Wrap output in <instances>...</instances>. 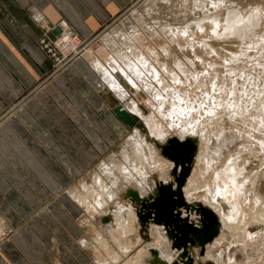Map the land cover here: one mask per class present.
Returning <instances> with one entry per match:
<instances>
[{"label": "bare ground", "instance_id": "6f19581e", "mask_svg": "<svg viewBox=\"0 0 264 264\" xmlns=\"http://www.w3.org/2000/svg\"><path fill=\"white\" fill-rule=\"evenodd\" d=\"M240 1L179 0L176 7H169V18H161L162 4L169 0H146L134 10L129 25L118 26L90 46L89 65L101 74L107 97L120 101L113 111L119 109L133 118L127 122L131 133L126 142L132 150L123 147V161L114 157L102 160L92 183L83 182L81 188L73 187L68 193L90 220L98 216L108 222L100 230L96 228L94 240L82 239V248H106L109 242L104 233L109 231L121 254L126 255L132 248L130 236L138 229L134 202L140 206L137 213L143 222L152 218L178 232L185 227L192 233L196 231L194 235L200 242L211 236L210 230L214 232L219 222L223 226L221 239L228 232L235 233L236 244L244 251L261 234L251 233L249 226H264V62H260L259 53L264 48V37L258 34L251 41L234 40L232 43L239 45L234 54L226 48L224 53L223 46L222 51L217 49L212 41L227 34V29L242 33L250 21L264 23V0H255L253 6L246 7ZM225 6L240 12L237 20L220 17V8ZM197 10L203 14L194 15L195 29L190 27L192 21L186 27L172 25L174 16L179 18L182 12L193 15ZM60 28V44L74 48L78 38L72 37L65 21ZM196 137L200 141L197 146ZM192 150L196 151L192 156L194 166L191 163L189 167ZM164 155L176 166V184L171 185V177L165 175L171 165ZM252 163L257 168L250 167ZM157 178L162 179L160 185ZM201 196L203 203L198 207L195 198ZM129 197L132 204L125 201ZM176 206L183 207L176 210ZM195 211L205 218L199 219L197 226L187 220ZM90 220L82 222L88 225ZM150 227L162 241L159 253L154 256L155 251L148 245L147 251L138 250L120 264L174 263L165 251L167 239L162 227ZM188 241L193 240L180 238L182 245ZM121 254H112L108 259L103 256L95 263L115 264Z\"/></svg>", "mask_w": 264, "mask_h": 264}, {"label": "crops", "instance_id": "0c3cea01", "mask_svg": "<svg viewBox=\"0 0 264 264\" xmlns=\"http://www.w3.org/2000/svg\"><path fill=\"white\" fill-rule=\"evenodd\" d=\"M131 1L0 0V113L48 70L38 46L45 29L65 20L88 39ZM104 93L82 58L0 123V264H92L78 241L83 211L68 192L104 149Z\"/></svg>", "mask_w": 264, "mask_h": 264}, {"label": "rangeland", "instance_id": "374dc122", "mask_svg": "<svg viewBox=\"0 0 264 264\" xmlns=\"http://www.w3.org/2000/svg\"><path fill=\"white\" fill-rule=\"evenodd\" d=\"M145 1L146 0H132L130 2V4L126 8H124V10H122V12H120L116 17L112 18V20H110L105 25H103L94 35H92L88 39H85L82 36H80L75 31V29L72 28L68 24V22H66L65 20H60L56 24L55 27L45 29L44 32L42 33V35L40 36L39 40H38V46L44 52V54L48 60V63H49V68L46 72L43 73L42 78L37 82L35 88L28 89L24 94H22L20 97H18L10 106H7L0 113V123L3 122L4 120H6L9 116L16 114L17 109L25 103L26 99L28 98V96L31 94L32 91L40 88L41 86H43L45 83H47L49 81H53L57 75H59L60 73L65 71L67 68H69V66L73 62H76L82 58L86 59L88 62V59H87L88 55L87 54H89L88 50H89L90 46L92 44L96 43L97 41L103 40V37L105 35L112 33V30L116 29L118 26H122L123 24L129 25L130 22L133 20V18L131 16L132 13L134 12L135 9L139 8V6H141ZM177 1H179V0H169L168 4L163 3L162 4L163 6L161 8L162 13L160 14V17L162 15L163 17L169 18V16H168V11H170L169 7L170 6H172V8L176 7ZM240 2H241V4H243L244 7H246V4H250L253 6L255 0H241ZM172 4H174V5H172ZM166 6H168V8ZM235 7L238 8L237 6H235ZM220 9L222 12L220 17L224 16L229 21L237 20L238 16L240 15V12H238V11L234 12V10H233L234 7H231V6L230 7L225 6L224 8L221 7ZM164 12H165V14H164ZM180 14L178 15V16H180L179 18L176 16L173 17L174 21L172 22V25L174 26V24H175V26L179 27L180 25L183 24L182 26L185 25V27H186L192 21V24H190L191 25L190 27H192V29H195V25H194L195 22L194 21L197 18L194 17V15L195 16H198L199 14L202 15L203 11L197 10L196 13L194 11L193 15H188V16L186 13L184 14V12H182ZM184 16H186V17H184ZM33 18H34V15H33ZM177 19L178 20L181 19V22L179 20V22H180L179 23ZM62 21H65L68 24L69 30L72 33V37L78 38V43L76 44V46L74 48H71V47L65 48L62 44H60L59 39L61 38L60 34L62 33L61 28H60V22H62ZM249 21H250V19H249ZM37 22H39V21H37ZM250 22L251 23L248 24V26H246V28L244 30H242V33H240V34H235V33H233V31H230V29H227V31H228L227 34H223L222 36L221 35L218 36L217 37L218 39L212 38V41L215 43V47L217 46L216 48L221 50V51L224 48L223 49L224 53L226 52V49H227V51L232 52L231 54H234V53H237V48L239 46L235 43H232L234 40H236L237 43L251 41L253 39H256L258 34H261L264 37V23L263 22L261 23V21L259 23H254L252 21H250ZM185 23H187V24H185ZM182 26H180V27H182ZM57 40H58V44L56 43ZM217 40H222L224 42L217 41ZM244 45H245V43H244ZM222 46H223V48H222ZM259 53L263 56L264 55V48L260 49ZM262 56L260 57L261 63L264 62V56L263 57ZM88 64H89V62H88ZM89 66L91 68V71L97 75L100 85L103 86V84L101 82L102 81L101 76H100L101 74H99V72H97V71H94L93 68L91 67V65H89ZM103 96L106 97V103H107L108 110L112 113V115H111L110 113L107 112L108 126L110 128H107L106 140L102 141L105 144L104 149L99 148L100 149L99 152L97 151L98 153L95 156H93L91 161H90L89 171L86 172L83 176H81L82 175V173H81L77 177V180L74 181L75 186H73V187H80L81 188V185L83 182H87L89 184L92 183L94 180L95 172L98 170V166L100 165L102 160H106L110 157H114V159H117V161L119 159L123 161L124 159H122V156H121L122 155L121 150L123 149V147L128 146L127 148L132 150V148H131L132 145L130 143L127 144L126 142H127L129 135L131 133L129 128H128L129 124H127V122L129 123L130 121H132L133 118L131 119L129 114H127L126 112H122V113L118 112L119 109L116 110V112L113 111L114 107L116 105L118 106V104L120 103V101L118 99L117 100L114 99L111 95L108 98L106 92L104 93ZM114 115H116L118 117V119ZM113 117L115 118L114 119L115 122L113 120ZM135 122H136V120H135ZM137 122L135 123L136 125H138ZM174 136L176 138L177 137L180 138L179 135L178 136L174 135ZM193 139L196 141V146H197L198 143H200L199 139L197 137L193 138ZM184 140L191 142V139H184ZM230 146L231 145H229V147ZM232 148L233 147L231 146L229 149L232 150ZM183 149H185V148H183ZM195 152L196 151L192 150L191 161H190V163L187 164V165H189V167H190L191 163H192L191 167L194 166L193 164H194L195 158L192 161V156L195 155ZM164 158L167 159L171 165V166L167 167L166 170H168V171H165L166 172L165 175L167 174V176L171 177V181H170L171 185H173V183L176 184L177 183L176 179L174 180V174H176L174 168L176 166H175L174 162L167 155H164ZM172 166H173V169H172ZM250 167L255 169V168H257V164L252 163V164H250ZM177 168H176V172H177ZM189 173H190V171H189ZM189 173L187 176H189ZM116 174H118V173H116ZM187 176L185 177V180L187 179ZM161 180L162 179L157 178L158 185H160L159 182H161ZM185 180H184V183H185ZM261 186H262L263 193H264V179L261 183ZM146 188L148 189V187H146ZM172 188H173V186H172ZM135 190L139 191L137 189V187L135 188ZM121 193H119V194H121ZM172 195L173 194L170 195L171 198H172ZM200 195H203V194L201 193ZM68 196H69V194H68ZM197 196H198V194H197ZM129 199H130V197L128 199H125V201L126 202L129 201L132 204V201H130ZM195 199H196L195 201L198 202L197 203L198 207L202 206L200 204V203H203L202 202V196L200 198H195ZM74 202L76 205H78L76 201H74ZM78 206L83 211L82 213H79V215L80 214L81 215H80V218L78 219V223L82 226V228H81L82 231L80 233L81 236H80V238H78V241L80 239V243H81V240L84 238H87L88 240H89V238L94 240L97 236L96 231L100 230L101 226L105 225L104 223H108V222H102V217H98V216H96L95 219L91 218V220H90L89 219L90 215H88L80 205H78ZM138 206L139 205H136V203L134 202L133 210H134V213L137 217L138 229H137V232H133L130 236V238H131L130 242L132 245L131 250L129 252H127L126 255L123 253L121 254L119 247L112 240V237H110V234L108 231V232L104 233V238L106 239V241L108 240L107 243L109 242L107 244L106 248H104V249L102 248V249L97 251V250H93L91 248H87V247L84 248L83 247L85 254H87V256L91 260L92 264H96L95 263L96 260L99 258H102L103 256L108 259L109 258L108 256H111L112 254L114 255L116 253L121 254V255H120L119 262H116L115 264L123 263L126 260H128L130 257H132L138 250L145 249L144 251H147L146 247L148 245H149L148 248L152 249V251H155L152 254L154 256L157 255V253H159V246L161 245L162 241L159 238H156L157 233L153 232L151 230L152 227H150V225H157V226L160 225V227H162L161 228L162 233L167 239V241L165 242V248H166L165 251L167 254H170V256H172V258H174L173 264H225V263L226 264H262L264 262V247H263L264 241L262 240L264 237V231H263L264 226L263 225H258V224L252 225L251 224L249 226V228H250L249 230L251 233L260 234V232H261V234L257 238H255V240L253 239V241H251L252 246L248 245L247 250L244 251L242 249V247L237 246L239 243L236 244L237 236L235 233L228 232V234L225 235V238H223L224 240L221 239L223 226L220 222L217 224V226H215V224H214V226H215L214 232H212L210 230L211 236L209 238L203 237L204 240H202L200 242L199 239L194 235V234H196V231H193L194 233H192V231L186 230L187 228H185V227L182 229L183 231L178 232L176 230V228H174L173 226L169 227V225H164L162 222L158 223L155 220L151 221L152 218H148V222L147 221L143 222L141 219V214L138 215V213H137L139 211V208H140V206H139V208H138ZM182 207L183 206H176V210L177 209L181 210ZM140 213H141V211H140ZM190 214L191 215L189 216V219L187 218V220L193 226L194 225L197 226L199 224V219H200V221H201V218L205 219L204 215H201L198 211L191 212ZM152 216H155L154 213L152 214ZM86 218L88 220H90V223L88 225L87 224L85 225L84 222H82ZM176 226H177V224H176ZM260 229H261V231H260ZM166 230L168 232H166ZM257 232H259V233H257ZM6 234H8V232H6L5 235ZM197 234H199V233H197ZM234 234H235V237H234ZM262 234H263V236H262ZM106 235H108V237ZM187 236H188L189 240L191 239L193 241H191V242L188 241L187 243L182 245L180 242V238L186 239ZM81 237H83V238H81ZM137 237L139 238V243H137ZM1 238L4 239L5 237H1ZM92 240H90V241H92ZM234 243L236 245H234ZM259 244H262V245H259ZM150 245H151V247H150ZM189 246L192 248L190 249ZM195 247H196V249H195ZM181 248L186 249L185 253H183ZM192 250H194V251H192ZM219 256L221 259H217V258H219ZM228 256H230V257H228ZM213 257H214V259H213ZM215 259L217 261H214ZM261 260H263V261L261 262Z\"/></svg>", "mask_w": 264, "mask_h": 264}, {"label": "built area", "instance_id": "2783aa9c", "mask_svg": "<svg viewBox=\"0 0 264 264\" xmlns=\"http://www.w3.org/2000/svg\"><path fill=\"white\" fill-rule=\"evenodd\" d=\"M61 23V22H60Z\"/></svg>", "mask_w": 264, "mask_h": 264}]
</instances>
